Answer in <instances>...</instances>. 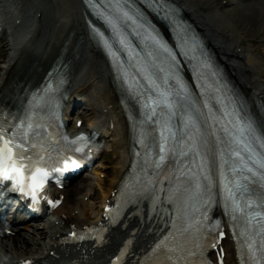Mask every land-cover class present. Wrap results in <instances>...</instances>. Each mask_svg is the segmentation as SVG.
I'll list each match as a JSON object with an SVG mask.
<instances>
[{
    "label": "bare ground",
    "instance_id": "bare-ground-1",
    "mask_svg": "<svg viewBox=\"0 0 264 264\" xmlns=\"http://www.w3.org/2000/svg\"><path fill=\"white\" fill-rule=\"evenodd\" d=\"M172 1L193 22L234 82L264 104V41L257 47L241 45L246 38L264 40V0ZM90 16L83 0H0V48H4L0 110H6L8 118L13 116L52 65L60 64L64 67L61 75L68 79L66 116L76 98L86 99L81 117L87 127L75 133L96 130L98 141L117 157L107 180L99 178L104 165L94 167L99 176L98 195L90 193V184H77L73 188L77 198L53 212L44 210L40 218L28 212L18 214L15 228L21 233L15 241L0 239V264H143L169 230L147 204L131 208L117 226L108 219L106 209L117 200L132 162L134 145L126 109L137 108L94 45L87 25ZM92 198H98L96 204L88 201ZM19 221L27 224L20 226ZM91 226L107 229L94 240L72 243L64 238ZM222 244L225 264H241L230 234Z\"/></svg>",
    "mask_w": 264,
    "mask_h": 264
},
{
    "label": "snow or ice",
    "instance_id": "snow-or-ice-1",
    "mask_svg": "<svg viewBox=\"0 0 264 264\" xmlns=\"http://www.w3.org/2000/svg\"><path fill=\"white\" fill-rule=\"evenodd\" d=\"M65 163L69 164V161ZM77 163L78 161L73 158L70 166H75ZM48 175L47 168L39 165L29 166L26 157L17 154L11 140L4 138L0 143V177L11 179L14 185L20 186L21 191H27L28 195L38 200L37 193L43 189Z\"/></svg>",
    "mask_w": 264,
    "mask_h": 264
},
{
    "label": "rangeland",
    "instance_id": "rangeland-1",
    "mask_svg": "<svg viewBox=\"0 0 264 264\" xmlns=\"http://www.w3.org/2000/svg\"><path fill=\"white\" fill-rule=\"evenodd\" d=\"M213 1V0H212ZM263 36V35H262ZM264 40L260 37L254 38V39H243L241 42V45H246V46H250L251 43L254 44L256 47L259 45L260 42H263ZM2 45V43H1ZM4 51V49L0 48V59L3 57L2 52ZM254 51L256 52L255 49L252 50V52L254 53ZM2 56V57H1ZM4 63H1L0 65H3ZM1 70V69H0ZM80 108H79V112L84 110V106H86L85 104V99H81L80 100V104H79ZM76 111L74 112V114H72V116L74 117L76 115ZM79 115V114H77ZM79 119V117L77 116L76 121ZM76 121L73 122L70 125V128L73 130H76ZM83 121V120H82ZM84 126H87V123L83 124ZM110 148L107 147L106 150L102 153V155L100 156L99 161L97 162V165H104V167L106 168L105 170H103L104 172L101 174V177H99L96 172L94 170L92 171H88L86 173H84L83 175H81L78 179H76V181L73 183L72 188L68 189L66 191V195L68 196V201H74L77 198V193L76 191L73 189L75 185L77 184H82V185H89L93 188L92 191L90 193H93L95 190V193H99V182L98 179L102 178L104 180H107V178L111 177L112 175V168L115 166L116 161H117V157L115 154H113L111 151L109 152ZM99 177V178H98ZM69 193V194H68ZM98 195V194H97ZM98 198H94V199H89V202H91L92 204H95L97 202ZM66 202V201H65ZM40 222V221H39ZM25 232V231H23ZM18 237V236H17ZM15 239H17L16 237H13L12 240L15 241Z\"/></svg>",
    "mask_w": 264,
    "mask_h": 264
}]
</instances>
